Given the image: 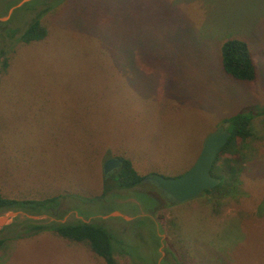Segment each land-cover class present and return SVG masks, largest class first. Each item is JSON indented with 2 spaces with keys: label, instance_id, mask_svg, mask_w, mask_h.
Listing matches in <instances>:
<instances>
[{
  "label": "rangeland",
  "instance_id": "obj_1",
  "mask_svg": "<svg viewBox=\"0 0 264 264\" xmlns=\"http://www.w3.org/2000/svg\"><path fill=\"white\" fill-rule=\"evenodd\" d=\"M19 1L0 0V16ZM45 8L47 35L14 43L5 68L0 56V192L61 196L60 220L113 233L116 264H264V0H33L4 32L24 31ZM230 38L249 43L254 81L224 70ZM247 110L246 195L170 202L153 182L109 181L102 197L106 159L178 177L226 117ZM52 221L11 216L0 264H106L86 243L28 233Z\"/></svg>",
  "mask_w": 264,
  "mask_h": 264
},
{
  "label": "trees",
  "instance_id": "obj_2",
  "mask_svg": "<svg viewBox=\"0 0 264 264\" xmlns=\"http://www.w3.org/2000/svg\"><path fill=\"white\" fill-rule=\"evenodd\" d=\"M47 10L48 8L39 10L36 13L38 17L36 15L24 31L11 28V33H5L3 29L5 26L7 27V23L12 18L9 21H0V44L3 45L0 49V56L6 57L3 61L4 68L9 63L8 59L12 48L15 46L14 43H17L20 39L25 42H33L43 39L47 35V28L41 23V12L44 13ZM221 55L223 68L229 75L243 81L255 80L257 68L249 43L246 40L240 38L225 40L221 47ZM2 72L0 70V73ZM253 118L254 112L247 110L237 112L224 119L227 124L226 129L230 130L231 136L219 152L212 168V174L220 178V182L213 189L203 191L201 195H208L207 197L214 199L218 204L221 203L222 199L228 197L238 199L241 195H246V192L241 188V173L245 159L243 147L245 142L253 135L251 129ZM122 158V167L110 175L104 176V193L102 197L110 189L109 181H114L117 188L120 189H132L140 187L145 182H151L145 181V176L138 173L130 158ZM167 200L172 202L169 199ZM60 203L61 196L59 195L39 199H21L0 192V215L18 210L31 215H54V210L60 206ZM59 217L61 218V215ZM45 230H52L65 238L88 243L94 253L102 257L106 264H116L113 233L102 224L86 222L82 219L73 222L52 221L44 224H32L28 229V233L37 234ZM8 239L10 238H0V249L6 245L4 243Z\"/></svg>",
  "mask_w": 264,
  "mask_h": 264
},
{
  "label": "water",
  "instance_id": "obj_3",
  "mask_svg": "<svg viewBox=\"0 0 264 264\" xmlns=\"http://www.w3.org/2000/svg\"><path fill=\"white\" fill-rule=\"evenodd\" d=\"M33 0H20L13 6L9 13L0 20H8L13 10ZM231 136L230 130L220 127L211 133L204 141L203 148L191 168L178 177H166L162 174L152 173L144 177L145 181H151L158 186L164 196L172 202H185L196 198L205 190L213 189L219 184L220 178L212 174V168L221 149L227 144ZM123 164V158H108L104 163V172L108 173ZM23 211H11L0 218V228L7 224L11 216H16ZM124 216L118 211L113 212ZM35 216V215H34Z\"/></svg>",
  "mask_w": 264,
  "mask_h": 264
},
{
  "label": "crops",
  "instance_id": "obj_4",
  "mask_svg": "<svg viewBox=\"0 0 264 264\" xmlns=\"http://www.w3.org/2000/svg\"><path fill=\"white\" fill-rule=\"evenodd\" d=\"M16 5V3H14V4H12V6L10 7V9L13 7V6H15ZM10 9H9V11H10ZM9 11L7 12V14L9 13ZM14 11H15V9L13 10V12H12V14L10 15V18L8 19V20H10L11 18H12V16H13V14H14ZM7 14H5V15H7ZM5 15H2V16H0V17H3V16H5ZM7 21V20H6ZM114 211L116 212V211H118V212H121V211H119L117 208L116 209H114ZM75 212H76V216H79V217H81L82 218V212L80 211V210H78V209H76L75 210ZM80 214V215H79ZM59 218V220H57V221H63V222H65V220H60V217H58ZM77 220H79V219H77ZM76 221V220H75ZM84 221H86V220H84ZM67 222V221H66ZM73 222V221H72ZM87 222V221H86ZM68 239V238H67ZM70 240H73V239H70ZM73 241H76V240H73ZM77 242H80V241H77ZM81 243H85V242H81ZM88 246H89V244L88 243H86ZM90 247V246H89ZM91 248V247H90Z\"/></svg>",
  "mask_w": 264,
  "mask_h": 264
},
{
  "label": "flooded vegetation",
  "instance_id": "obj_5",
  "mask_svg": "<svg viewBox=\"0 0 264 264\" xmlns=\"http://www.w3.org/2000/svg\"><path fill=\"white\" fill-rule=\"evenodd\" d=\"M107 160V159H106ZM105 160V161H106ZM122 167V166H121ZM121 167H119V168H121ZM119 168H114V169H112V170H110L108 173H105L104 172V176H106V175H110L111 173H113L115 170H117V169H119ZM166 198V197H165ZM24 212V211H23ZM59 212H60V209H59V207L58 208H56L55 210H54V215H47V216H49L50 218H51V220H53V221H57V220H59Z\"/></svg>",
  "mask_w": 264,
  "mask_h": 264
}]
</instances>
